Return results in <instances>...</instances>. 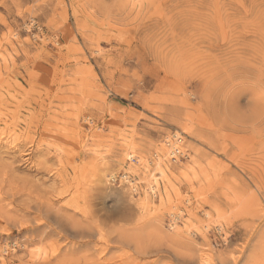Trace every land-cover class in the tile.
<instances>
[{
  "label": "rangeland",
  "instance_id": "obj_1",
  "mask_svg": "<svg viewBox=\"0 0 264 264\" xmlns=\"http://www.w3.org/2000/svg\"><path fill=\"white\" fill-rule=\"evenodd\" d=\"M0 264H264V0H0Z\"/></svg>",
  "mask_w": 264,
  "mask_h": 264
},
{
  "label": "bare ground",
  "instance_id": "obj_2",
  "mask_svg": "<svg viewBox=\"0 0 264 264\" xmlns=\"http://www.w3.org/2000/svg\"><path fill=\"white\" fill-rule=\"evenodd\" d=\"M175 142V143H174ZM174 143V144H173ZM179 143H181V138H180V136L177 134V135H175V137H174V139H173V141L172 142H169V143H167V152H168V155L170 156V158H176L177 157V155L178 154H176V153H180L179 152V150H178V145L177 144H179ZM172 145V146H171ZM173 147V148H172ZM155 182L151 185V187H150V189H151V191L154 193L155 192ZM179 219H181L180 218V214H178V215H176L175 216V218L172 220L173 221V224L172 225H174L175 224V221H179ZM176 225V224H175ZM187 229H188V227H187ZM189 233H191L190 232V230H189Z\"/></svg>",
  "mask_w": 264,
  "mask_h": 264
},
{
  "label": "built area",
  "instance_id": "obj_3",
  "mask_svg": "<svg viewBox=\"0 0 264 264\" xmlns=\"http://www.w3.org/2000/svg\"><path fill=\"white\" fill-rule=\"evenodd\" d=\"M176 154H178V155H179V153H176ZM172 159H175V158H172Z\"/></svg>",
  "mask_w": 264,
  "mask_h": 264
}]
</instances>
